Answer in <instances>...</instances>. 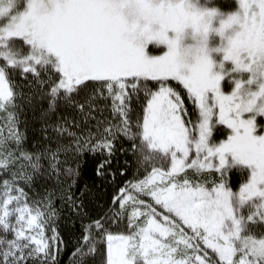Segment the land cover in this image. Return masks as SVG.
Listing matches in <instances>:
<instances>
[{"label":"snow or ice","instance_id":"6c2138e0","mask_svg":"<svg viewBox=\"0 0 264 264\" xmlns=\"http://www.w3.org/2000/svg\"><path fill=\"white\" fill-rule=\"evenodd\" d=\"M0 264H264V0H0Z\"/></svg>","mask_w":264,"mask_h":264}]
</instances>
